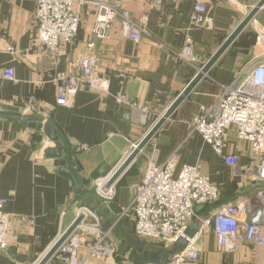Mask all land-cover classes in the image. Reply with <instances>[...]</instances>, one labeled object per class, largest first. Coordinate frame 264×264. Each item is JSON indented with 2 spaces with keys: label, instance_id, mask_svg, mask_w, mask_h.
Returning a JSON list of instances; mask_svg holds the SVG:
<instances>
[{
  "label": "crops",
  "instance_id": "obj_1",
  "mask_svg": "<svg viewBox=\"0 0 264 264\" xmlns=\"http://www.w3.org/2000/svg\"><path fill=\"white\" fill-rule=\"evenodd\" d=\"M123 1L136 23L146 18V34L140 43L120 38L119 22L109 39L98 40L93 33L95 16L88 6L83 9L76 41L62 46L53 58L37 42L38 0H0V74L5 68H13L16 76L14 81L0 77V107L18 109L23 117L40 114L44 120L36 119V124L54 126L69 149V153H63L66 167L74 170L78 182L62 176L55 159L46 156V149L54 143L43 131L31 124L22 126L16 119H0V198L6 201L4 211L10 219L8 247L0 254V264H38L84 206L115 219L117 214L111 205L121 212L130 207L152 159L162 166L176 156L177 172L186 164L200 165L203 174L220 186V204L243 201L257 187L236 178V170L193 131L191 122L200 108L217 102L224 86L230 85L262 50L258 39H264V8L115 182L114 201L104 204L96 196L95 181L120 166L195 78L199 65L210 60L260 0H207L211 29L190 26L195 6L189 1ZM188 36L194 41L196 63L183 55ZM92 42L95 47L90 49ZM12 47L16 53L9 51ZM87 54L96 58V74L109 79V91L83 86L71 107L59 106L57 75L78 74L81 59ZM123 73L125 78L121 77ZM32 94L37 97V110L29 113L26 107ZM119 94L136 106L116 102ZM40 136L42 141L38 140ZM228 138L226 153L238 155L240 164L248 165L250 146L238 140L235 129ZM79 146L81 149H77ZM77 184L83 193L77 192ZM124 221L134 224L133 215ZM196 245L201 251L197 264H264V249L244 242L237 252L224 254L211 232L202 233ZM86 256L83 249L80 257ZM53 263L51 260L48 264ZM86 264L131 262L118 253L104 261L89 259Z\"/></svg>",
  "mask_w": 264,
  "mask_h": 264
},
{
  "label": "built area",
  "instance_id": "obj_2",
  "mask_svg": "<svg viewBox=\"0 0 264 264\" xmlns=\"http://www.w3.org/2000/svg\"><path fill=\"white\" fill-rule=\"evenodd\" d=\"M163 0H156L159 4ZM194 3L195 9L190 16V26L212 28V19L207 15V0H174ZM90 7L95 16L93 33L98 40L109 39L115 23L119 22L118 35L140 43L146 34V18L140 23L133 20L123 0H38L35 19L38 33L37 42L44 47L50 56L56 58L61 47L73 44L83 23V9ZM262 50L246 66L235 75L233 82L224 86L217 102L209 107L200 108L193 118L191 127L199 133L213 151L224 159L227 166L236 170L235 177L241 181L253 183L256 187L252 195L240 202L219 204L220 186L212 183L202 172L200 165H184L177 172V158L171 156L164 165L159 166L152 159L144 177L137 185L130 207L110 219L89 207L81 209L79 215L83 221L59 248L53 260L61 264H86L89 259L104 261L118 256L113 228L132 214L134 218L131 239L144 243V251H164L170 249L183 236L187 227L198 224V235L189 242L184 250H176L166 263L160 264H197L201 251L196 245L202 233H213L216 237L218 250L224 254L238 251L240 243H249L258 249H264V39L259 37L258 47ZM95 44H89L94 48ZM259 49V48H258ZM16 53L15 48H10ZM183 55L191 62L196 61L194 41L187 37ZM182 54L179 57H183ZM78 74L61 72L57 75V103L62 107H71L72 100L79 90L87 88L99 92L109 91V79L97 75L96 58L87 54L81 59ZM0 77L15 80V70L5 68ZM122 78L126 74H121ZM116 102L136 106L128 97L117 95ZM37 110V97L32 94L26 111ZM141 114L145 116L143 110ZM142 119L144 120V117ZM145 121V120H144ZM235 129L239 141L250 146V163L242 166L236 154H227L229 132ZM136 147V146H135ZM77 149H81L79 146ZM113 173L95 181V194L110 204L116 196L115 183L109 186ZM6 201L0 198V254L8 247L10 219L5 213ZM207 208L205 212L203 210ZM94 219L88 225L87 219ZM108 222L113 226L103 231ZM93 233L94 240L87 242L83 232ZM85 236V235H84ZM86 237V236H85ZM136 249V244H130ZM109 241L111 243L109 244ZM86 249L87 256L80 257ZM133 264V263H131ZM234 264H255L240 262Z\"/></svg>",
  "mask_w": 264,
  "mask_h": 264
},
{
  "label": "water",
  "instance_id": "obj_3",
  "mask_svg": "<svg viewBox=\"0 0 264 264\" xmlns=\"http://www.w3.org/2000/svg\"><path fill=\"white\" fill-rule=\"evenodd\" d=\"M264 8V0H260L258 4L253 8L249 15L243 20V22L236 28V30L229 36V38L222 44V46L215 52V54L210 58V60L202 67L195 78L190 82V84L185 88V90L178 96L175 102L170 106V108L165 112V114L156 122V124L150 129L146 136L141 140V142L134 148L133 151L127 156V158L120 164V166L114 171L113 177L109 182V186L113 185L121 175L128 169V167L136 160L144 148L150 143L154 136L159 132L167 120L173 115L177 108L183 103V101L190 95V93L195 89L199 82L211 71L215 64L223 57V55L228 51V49L235 43L237 38L244 32L252 20L257 16L260 10ZM9 111L15 115H6L4 112ZM9 118L19 120L22 126L27 127L29 124L33 128L43 131L44 136L54 143L53 147L47 148L45 154L48 158L55 159V164L59 167V172L62 176L71 178L77 182L74 175V170L67 168V159L63 158V153H69V149L65 147L61 142V137L59 136L57 130L54 126L50 124L38 125L35 120L42 122L44 117L40 114H35L33 116L23 117L18 109L1 106L0 107V119ZM43 137L38 138L42 141ZM78 183V182H77ZM86 183V182H85ZM77 192L83 193L82 189L78 184L76 185ZM81 198V196H78ZM112 210L115 214H120L121 210L115 205H111ZM83 221V216H77L74 222L67 228V230L58 238L55 244L50 248V250L45 254V256L38 262V264H48L53 260L55 254L66 241V239L80 226ZM111 222H108L103 231H108L112 227ZM199 233L198 224H191L185 230L183 236H181L178 241L168 250L164 251H153L147 253L144 251V243L138 240L131 239L130 244H136L137 248L132 249L129 244H120L118 246V253L121 256H127L128 260L133 264H160L166 263L170 255L176 250H184L188 247L189 242L193 240Z\"/></svg>",
  "mask_w": 264,
  "mask_h": 264
},
{
  "label": "rangeland",
  "instance_id": "obj_4",
  "mask_svg": "<svg viewBox=\"0 0 264 264\" xmlns=\"http://www.w3.org/2000/svg\"><path fill=\"white\" fill-rule=\"evenodd\" d=\"M256 46H257V44H256ZM250 47H252V45L250 46ZM230 56V55H229ZM228 56V57H229ZM231 57V56H230ZM196 62H198V59L196 58V61L194 62V63H196ZM201 65V66H200ZM199 65V69L201 70L202 69V67L204 66V64L202 65V64H200ZM85 207V206H84ZM83 207V208H84ZM88 225L90 224V225H93V224H95L94 223V219L93 218H89V219H87V222H86ZM119 226H118V229H117V233L116 234H113V240H114V242L117 244V243H120V242H122V241H125V240H128V239H131V237H132V233H133V223L131 222V221H129L128 222V224L125 222V221H122V222H120L119 224H118ZM83 234V237H84V239L87 241V242H93V241H95L94 240V235H93V233L92 232H90V231H86V232H83L82 233ZM86 237H85V236ZM111 243V241H109V244ZM54 262L56 263V264H61L59 261H56V260H54ZM54 264V263H53Z\"/></svg>",
  "mask_w": 264,
  "mask_h": 264
},
{
  "label": "trees",
  "instance_id": "obj_5",
  "mask_svg": "<svg viewBox=\"0 0 264 264\" xmlns=\"http://www.w3.org/2000/svg\"><path fill=\"white\" fill-rule=\"evenodd\" d=\"M220 203H218V205H219ZM223 204V203H222ZM206 210H208L207 208H205L204 210H203V212H205Z\"/></svg>",
  "mask_w": 264,
  "mask_h": 264
},
{
  "label": "bare ground",
  "instance_id": "obj_6",
  "mask_svg": "<svg viewBox=\"0 0 264 264\" xmlns=\"http://www.w3.org/2000/svg\"><path fill=\"white\" fill-rule=\"evenodd\" d=\"M133 150H134V149H133ZM133 150H132V151H133ZM78 216H79V215H78Z\"/></svg>",
  "mask_w": 264,
  "mask_h": 264
}]
</instances>
